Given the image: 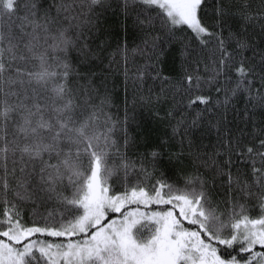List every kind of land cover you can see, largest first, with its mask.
Segmentation results:
<instances>
[{
  "label": "snow or ice",
  "instance_id": "obj_1",
  "mask_svg": "<svg viewBox=\"0 0 264 264\" xmlns=\"http://www.w3.org/2000/svg\"><path fill=\"white\" fill-rule=\"evenodd\" d=\"M103 2L50 0L45 7L41 0H0V264H264V127H250L254 113L247 108L240 113L243 127H230L235 118L227 115L239 94H247L253 109L264 108V52L252 49L260 57L258 75L243 55L252 22L264 21V0L255 6L219 0L211 25L202 22L205 0H124L125 10L130 3L155 10L141 25L158 21L167 42L181 44L182 56L194 53L197 67L204 62L205 77L186 71L176 87L194 116L168 112L175 119L172 136L187 141L189 155L208 173H189L183 188L151 182L158 151L139 162L121 152L114 137L123 122L106 111L105 84L94 83L95 73L76 72L68 59L72 50L83 61L95 55L84 27ZM230 19L239 27L227 37L213 31ZM158 39L144 43L155 48ZM147 75L145 66L135 79ZM207 85L223 99L200 94ZM141 99L151 103L150 96ZM120 130L126 147V129ZM197 131L201 138L215 131L211 153L199 151ZM117 183L123 191L115 190ZM210 187L225 190L224 199L213 201ZM249 198L260 209L256 217L239 203ZM17 199L54 207L41 216L42 226H28ZM149 205L164 207L141 211ZM235 247L238 255L227 253Z\"/></svg>",
  "mask_w": 264,
  "mask_h": 264
},
{
  "label": "trees",
  "instance_id": "obj_2",
  "mask_svg": "<svg viewBox=\"0 0 264 264\" xmlns=\"http://www.w3.org/2000/svg\"><path fill=\"white\" fill-rule=\"evenodd\" d=\"M50 0H41V4L45 7ZM219 0H205L202 8V22L206 25H211L217 19L215 6ZM258 0H253L254 6ZM87 9H85L86 11ZM151 14L155 16V10L149 12L139 4H129L127 10L124 7V0H104L103 4L93 7L88 17L91 19V24L86 25L84 30L88 33V40L91 52L95 55H89L87 61H83L79 54L72 50L68 54V59L72 63L73 69L84 74L86 72L95 73L94 83L103 82L107 88L111 104L106 111L119 122H123L117 129V135L114 137L120 144L121 152L128 158L139 162L143 157H150L152 151L160 153L158 162L155 167L152 183L156 180H164L175 187H184V178L194 171H199L208 175L205 170L200 167L199 161L195 160L194 156L189 155L187 141L181 145L179 136H172V126L175 124V119L168 116L169 111H173L174 116L178 118L181 111H188L189 120L194 116V111L186 110L183 105L187 103L188 97L183 94V91H176V87L180 86L182 77L185 72L195 73L201 77L207 74L204 69V62L198 67L193 63L195 54L190 56H182V46L178 42H167L164 32L161 30L158 21L149 27L147 24L141 25L139 21L144 20L145 16ZM81 19H86L81 17ZM253 27L248 31L251 33L250 48L245 50L243 55L250 58L255 65V72L260 73V57L253 55L254 48L257 53L264 52V31L261 29V24L264 21H253ZM91 31H88V28ZM239 27V21L230 19L227 22L221 21V25L214 28L213 31L222 32L227 37L230 30H236ZM187 35H191L187 32ZM181 33L178 30L177 35ZM159 37L156 40V47L151 44L146 45L145 39L151 37ZM211 46V45H210ZM192 47H196V42L193 40ZM231 51V48H229ZM239 59V57H237ZM147 66L148 75L142 81L135 79L140 70ZM160 77L167 78L165 82L155 78L157 73ZM223 77H221V80ZM76 77H72L75 82ZM84 81H80L83 83ZM256 87L259 88L258 81ZM161 88L166 89L161 93ZM103 90H101V95ZM210 96L212 101L223 99L221 93H217L212 85H207L200 93ZM151 97V103L142 100L141 97ZM159 96V99L157 97ZM98 102V101H97ZM231 105L234 106V111L230 108L228 111V120L234 123L229 125L234 127L240 124V113L245 109L254 113L253 124L250 127H264V108H252L248 103L247 94H239L233 97ZM195 108H203L204 105H195ZM127 116V120H125ZM126 129L128 136V145L123 147V131ZM195 131V130H194ZM197 145L203 146L199 149L202 152L211 153L213 145L216 144V133H206L201 138L200 132H196ZM195 150V149H194ZM240 167L244 166V161H236ZM211 184V181H210ZM115 190L123 191L122 185L117 183L114 186ZM218 191L215 187H210L213 201L224 199L223 192ZM69 195L70 192H66ZM11 196V193L9 194ZM17 204L20 208L23 223L31 226L35 221L42 226V215H47L52 210V203L42 204L39 202L33 203L29 201H20L17 199ZM241 204L247 206L246 214L256 217L260 214V209L256 202L249 199H241ZM164 206H160L162 208ZM223 209V205H221ZM238 210V209H237ZM38 213L39 215H35ZM145 233L147 229L144 230ZM238 247L228 249L227 253L238 255ZM221 254H225L223 246H221Z\"/></svg>",
  "mask_w": 264,
  "mask_h": 264
},
{
  "label": "rangeland",
  "instance_id": "obj_3",
  "mask_svg": "<svg viewBox=\"0 0 264 264\" xmlns=\"http://www.w3.org/2000/svg\"><path fill=\"white\" fill-rule=\"evenodd\" d=\"M133 207H135V206H133ZM140 208H141V211L148 212V213H151L152 211L160 210V206H156V205H149L148 207L140 206ZM41 238L42 239H48V240L54 239L51 237H41Z\"/></svg>",
  "mask_w": 264,
  "mask_h": 264
}]
</instances>
